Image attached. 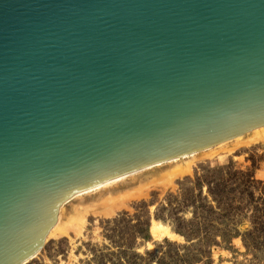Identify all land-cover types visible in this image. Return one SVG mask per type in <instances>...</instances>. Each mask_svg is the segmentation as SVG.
Masks as SVG:
<instances>
[{
    "label": "water",
    "instance_id": "water-1",
    "mask_svg": "<svg viewBox=\"0 0 264 264\" xmlns=\"http://www.w3.org/2000/svg\"><path fill=\"white\" fill-rule=\"evenodd\" d=\"M264 125V0H0V264L64 203Z\"/></svg>",
    "mask_w": 264,
    "mask_h": 264
},
{
    "label": "rangeland",
    "instance_id": "rangeland-1",
    "mask_svg": "<svg viewBox=\"0 0 264 264\" xmlns=\"http://www.w3.org/2000/svg\"><path fill=\"white\" fill-rule=\"evenodd\" d=\"M153 220L181 238L155 239ZM62 226L26 264H264V142H229L75 197Z\"/></svg>",
    "mask_w": 264,
    "mask_h": 264
},
{
    "label": "bare ground",
    "instance_id": "bare-ground-1",
    "mask_svg": "<svg viewBox=\"0 0 264 264\" xmlns=\"http://www.w3.org/2000/svg\"><path fill=\"white\" fill-rule=\"evenodd\" d=\"M233 141H237V142H242V143H255V142H264V125L261 126V127H257L241 136H238L234 139H231V140H228V141H225L223 143H220L214 147H218V146H221V145H224V144H227L229 142H233ZM237 144V143H236ZM214 147H211L209 149H213ZM209 149H205V150H209ZM205 150H202V151H205ZM200 151V152H202ZM199 153V152H197ZM197 153H193L191 155H187V156H184V157H181V158H177V159H173V160H170V161H166V162H163V163H159V164H156V165H153V166H150V167H147L145 169H150L152 167H155V166H159V165H163L165 163H169V162H175L177 160H181V159H184V158H188V157H191V156H194L196 155ZM145 169H142L140 171H137L135 173H131V174H128V175H125V176H121V177H118V178H114V179H111L97 187H94V188H91L87 191H84V192H81L77 195H75L72 199H74L75 197H80L84 194H88V193H91V192H94V191H97V190H100V189H104V188H107L109 187L110 185L114 184V183H117L129 176H132V175H135L136 173H139ZM186 171H188V168H179L178 170H175L174 171V174L177 175L180 173V175L182 173H185ZM178 176V175H177ZM169 186V185H168ZM72 199L68 200L67 202L64 203L63 207L69 202L71 201ZM63 207L61 208L60 212H59V216H58V220H57V223L55 224V226L51 229L48 237L54 235V234H64L66 233L68 230L67 228L63 227L62 226V209ZM117 207V202H111V204H109L108 208H107V212L108 213H112L115 208ZM68 226V225H67ZM66 226V227H67ZM152 234L154 236L155 239L157 240H160V239H163L164 237H169L171 239H180L181 237L175 233L171 227L169 225H165L159 221H156V220H153V223H152ZM48 239V238H47ZM34 259V258H33Z\"/></svg>",
    "mask_w": 264,
    "mask_h": 264
},
{
    "label": "trees",
    "instance_id": "trees-1",
    "mask_svg": "<svg viewBox=\"0 0 264 264\" xmlns=\"http://www.w3.org/2000/svg\"><path fill=\"white\" fill-rule=\"evenodd\" d=\"M125 257V256H124ZM123 262V257L122 258H120L118 261H117V264H125V263H122ZM128 263H130V264H134V263H131V262H129V261H127Z\"/></svg>",
    "mask_w": 264,
    "mask_h": 264
}]
</instances>
